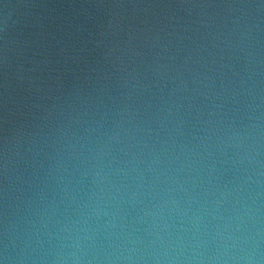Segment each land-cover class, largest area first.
Wrapping results in <instances>:
<instances>
[{
	"label": "water",
	"instance_id": "obj_1",
	"mask_svg": "<svg viewBox=\"0 0 264 264\" xmlns=\"http://www.w3.org/2000/svg\"><path fill=\"white\" fill-rule=\"evenodd\" d=\"M0 264H264V0H0Z\"/></svg>",
	"mask_w": 264,
	"mask_h": 264
}]
</instances>
